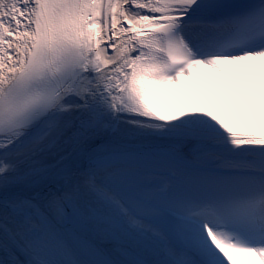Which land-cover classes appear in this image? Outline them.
Returning <instances> with one entry per match:
<instances>
[{"label":"snow or ice","instance_id":"1","mask_svg":"<svg viewBox=\"0 0 264 264\" xmlns=\"http://www.w3.org/2000/svg\"><path fill=\"white\" fill-rule=\"evenodd\" d=\"M0 253L264 264V0H0Z\"/></svg>","mask_w":264,"mask_h":264},{"label":"bare ground","instance_id":"2","mask_svg":"<svg viewBox=\"0 0 264 264\" xmlns=\"http://www.w3.org/2000/svg\"><path fill=\"white\" fill-rule=\"evenodd\" d=\"M14 190L22 191V193L25 194V195L30 194V190H27V189L17 188V189H14ZM99 243H101L103 246H105L106 249L114 250L116 248L115 242L110 241V240H105V243H103V241H100ZM0 255H2V253H0Z\"/></svg>","mask_w":264,"mask_h":264}]
</instances>
